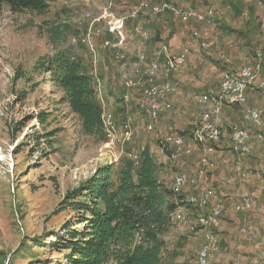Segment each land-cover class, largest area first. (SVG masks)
Here are the masks:
<instances>
[{"label":"rangeland","instance_id":"374dc122","mask_svg":"<svg viewBox=\"0 0 264 264\" xmlns=\"http://www.w3.org/2000/svg\"><path fill=\"white\" fill-rule=\"evenodd\" d=\"M165 1L206 17L181 23L168 14L139 9L141 2L152 6L150 0H57L41 16L0 5V264H69L71 252L60 238L64 228L76 226V221L71 210L61 211L64 197L99 169L107 166L115 171L121 159L139 155L147 147L162 167L158 179L167 189L178 174L195 178L203 173L208 182L213 175V187L208 186L217 200L216 182L236 179V156L230 149L234 126L245 128L251 137L262 135L240 164L247 193L257 199L249 217L254 239L237 238L238 250L233 253L231 235L220 231L221 250L229 255V264H264V228L260 227L264 225V93L249 94L243 107L223 106L220 143L197 147L189 159L194 163H188L187 169L182 170L184 157L172 160L169 153H159L163 138L181 131L189 134L198 124L200 95L216 94L224 74L244 67L256 53L264 56V0ZM132 9L137 18H129ZM117 27H122V37ZM136 29L146 36L136 34ZM165 49L170 54L187 50L189 55L181 69L168 74L178 94L170 99V112L161 115L149 132L147 117L135 109L137 92L125 87L122 76L138 78L144 63ZM59 58L79 65L80 73L88 76L101 119L112 115L117 138L125 117H132L128 141L110 143L103 123L102 131L84 130L63 91L44 70L52 62L56 70ZM252 109L262 112L259 131L245 120ZM203 159L206 165L197 166ZM187 189L182 197L195 192ZM225 205L230 214V202ZM181 208L188 221L198 214L190 216L186 204ZM196 232H190L195 240L184 263L193 260L200 246L201 234ZM182 233L167 225L162 240L180 244ZM254 241L259 249L250 245ZM212 264L223 263L215 259Z\"/></svg>","mask_w":264,"mask_h":264},{"label":"trees","instance_id":"16d2710c","mask_svg":"<svg viewBox=\"0 0 264 264\" xmlns=\"http://www.w3.org/2000/svg\"><path fill=\"white\" fill-rule=\"evenodd\" d=\"M56 1L0 0V5L13 12L41 16ZM47 66L45 72L63 91L84 130L102 131L101 108L91 81L80 73L79 65L60 61L56 70L53 62ZM138 156L137 164L121 159L115 171L107 166L99 169L64 197L61 211L71 210L78 226L67 225L60 238L71 252L69 264H169L162 234L170 225V213L185 205V197L175 199L159 182L162 167L153 160L148 147Z\"/></svg>","mask_w":264,"mask_h":264},{"label":"built area","instance_id":"2783aa9c","mask_svg":"<svg viewBox=\"0 0 264 264\" xmlns=\"http://www.w3.org/2000/svg\"><path fill=\"white\" fill-rule=\"evenodd\" d=\"M150 1L153 3L152 6L149 7L146 3L141 2L138 5L139 9L142 11L149 10L152 15L168 14L181 23L202 21L206 17L193 8H178L162 0ZM211 12L208 11L207 15L210 16ZM137 16V11L132 9L129 18L134 19ZM121 28L117 27L116 31L122 37ZM135 32L140 36H146L139 29H136ZM188 55L187 50L170 54L165 49L144 63L138 78L131 79L130 76H122L125 80V87L132 88L137 92L135 109L147 117L149 124L146 129L149 132L153 130V123L157 122L161 115L170 112L172 109L170 99L178 94V90L169 81L168 74L181 69L185 65ZM122 60V57L118 59L119 62ZM160 73L164 75L162 82H159ZM256 91L264 93V56L262 53H256L253 59L239 70L224 74L216 94L200 95L198 103L201 106V111L198 124L189 134L181 131L163 138L160 142L159 153H169V158L176 160L181 157L192 156L197 147L202 148L210 144L218 145L222 137L220 130L222 107H243L247 103L249 94ZM261 114V111L252 109L248 110L245 116L246 122L257 131L262 127ZM101 120L110 143L114 142L115 139L122 142L130 139L133 123L130 115L125 117L120 127V138L116 137V132L112 128V115L102 116ZM261 140L262 135L259 133L251 137L245 128L239 126L231 128L230 146L236 156L235 170L237 173L241 172L240 160L249 155L254 144ZM129 158L137 164L139 156L133 155ZM201 164L206 165V161L203 159ZM200 181L199 177L190 178L186 174H178L172 180L170 191L175 199H179L185 189L189 187L195 189V193L186 196L184 202L188 208L198 212L190 226V232L199 231L202 235V242L189 264H212L221 251V242L217 230L225 208L222 201L214 200L212 190L203 187ZM256 206L255 198L241 196L233 207L238 215L245 217L238 232L241 237H247L249 241L252 240L250 235L251 221L246 219V215ZM169 222L171 226L175 227L186 225L188 222L186 211L179 207L170 213ZM262 252L264 256V249Z\"/></svg>","mask_w":264,"mask_h":264},{"label":"crops","instance_id":"0c3cea01","mask_svg":"<svg viewBox=\"0 0 264 264\" xmlns=\"http://www.w3.org/2000/svg\"><path fill=\"white\" fill-rule=\"evenodd\" d=\"M230 149H231V146H230ZM231 152H232V150H231ZM232 154H234V153L232 152ZM190 158H191V156L183 158V159H185V163H183L185 168L182 167V168H184L182 170H185V169H187L186 167H189V166H187L188 163H192V164L194 163V162H192V160H189ZM242 161H243V159H242ZM242 161L240 160V164H241ZM244 163L245 162H243V164ZM200 164L201 163L199 162L197 164V166L198 165L200 166ZM218 165L219 164H217V166ZM217 166H216V168H217ZM234 173L236 175L235 176L236 177L235 180L233 179L230 182L222 180L221 183L218 182L219 184L216 182V188H213V189H214V191L217 194L216 195L217 201H219V202L222 201L224 203V208H226L225 207L226 206L225 203L227 204V201H229L230 205H231L230 209L227 211L230 214H226V210L224 211V214H223V217H222L223 221H221V223H220V226H219V228L217 230V234L220 231H222V232H226L227 231L228 234L231 235L230 237H232V244H230V242H229V248H233L234 247V249H233L234 252L233 253H237L238 246H236V241L239 238H244V239H247V240H248V238L247 237H241L239 235L238 231H239L240 226L243 224V221H244L245 217H243L242 215H238L234 211L233 207H234V204H235V202L237 201L238 198H240L241 196H249V195L247 193L248 187H246L245 184H244V177H245L246 174L245 173H237L235 170H234ZM195 177H197V178L199 177L200 178V180H201L200 182L202 183L203 187H206V188H208L210 190L212 189L209 186L211 185L213 187V185H212V183H214L213 182L214 181L213 175L211 176V178H209V182L206 179V177L203 175V173H199ZM216 178L218 179L219 177H216ZM209 183H210V185H209ZM189 189H192L193 191H195L194 188H188L187 190H189ZM214 200H216L215 197H214ZM188 213H189L190 216H194V213H198V212L196 210L192 209V208H189V212ZM249 217L251 218V213L246 215V219L250 220ZM188 220H190V217H188ZM193 220H192V222H193ZM189 222H191V221H188L187 224L184 225V226L176 227V229L179 232H181V234H183L182 232H184V234H185L184 235L185 237L180 239V244H178V243H175V245H173L172 243H168L167 244V242H168L167 239L163 238L164 251L166 252V254H165L166 255V261L169 264H187V261H186V263H184V261H185V258L188 256L189 250H191L190 246H192V243L195 240L194 238H192V239L190 238L191 237V235H190V226L192 225V222L191 223H189ZM227 222H228V224H227ZM252 224H253V222L251 221V225ZM263 226H264L263 222L260 223L261 229L264 228ZM236 228H237L238 231H236ZM196 234H197V232H196ZM250 235H251V237L253 236L252 232L250 233ZM218 237H219V240L221 242L222 241L221 237L219 235H218ZM253 239H254V237H252V240ZM233 241H234V243H233ZM201 242H202V235L200 237V244H201ZM257 243L258 242L254 241V242L250 243V245L251 246H255L256 245L255 247L258 248L259 244H257ZM229 258H230L229 255L225 254L224 251L221 250L219 255L215 259H216V261H220L223 264L224 263L225 264H229V262H228V260H230ZM233 264H237V263H233ZM253 264H257V262L254 261Z\"/></svg>","mask_w":264,"mask_h":264}]
</instances>
